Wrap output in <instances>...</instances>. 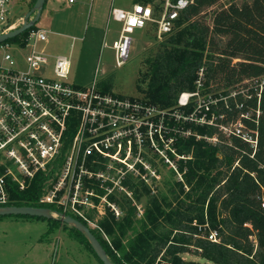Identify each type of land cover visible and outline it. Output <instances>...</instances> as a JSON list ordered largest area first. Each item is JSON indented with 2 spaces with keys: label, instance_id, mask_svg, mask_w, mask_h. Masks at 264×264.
I'll return each mask as SVG.
<instances>
[{
  "label": "trees",
  "instance_id": "trees-1",
  "mask_svg": "<svg viewBox=\"0 0 264 264\" xmlns=\"http://www.w3.org/2000/svg\"><path fill=\"white\" fill-rule=\"evenodd\" d=\"M218 1L194 0L180 16L177 28L165 35L160 51L147 59L149 65L141 77L146 86L138 87L147 94L144 100L185 115L193 108L180 106L178 98L183 91H194L204 67L208 85L226 88V99L209 104L207 119L214 114L215 123L226 124L260 106L259 118L256 114L242 118L249 128L259 130V149L251 157L248 143L236 135H224L218 125L168 117L176 153L181 155L168 188L129 179V188L119 192L122 199L113 193L109 196L119 215L107 206L98 227H91L114 264H155L160 255L167 264H207L184 258L189 242L210 264H264V208L258 198L264 186V90L258 100L256 83L264 74V0L232 2L214 9ZM209 12L211 24L205 19ZM27 33L8 41H20ZM103 90L107 91L106 86ZM190 130L194 133L188 134ZM214 136L218 138L215 143L209 140ZM53 171L38 174L25 190L12 186V204L62 212L54 204L39 201ZM142 203L143 208L139 207ZM49 220L50 228L62 223L60 217ZM207 222L219 229V242L204 237L201 230ZM245 223L257 230L256 253L250 240L252 230ZM71 229L93 250L83 232L74 226Z\"/></svg>",
  "mask_w": 264,
  "mask_h": 264
},
{
  "label": "built area",
  "instance_id": "built-area-1",
  "mask_svg": "<svg viewBox=\"0 0 264 264\" xmlns=\"http://www.w3.org/2000/svg\"><path fill=\"white\" fill-rule=\"evenodd\" d=\"M14 1L0 0V34L19 27L25 20V16L12 20ZM65 1L73 4L79 0ZM193 2L162 0L158 6L151 2H135L129 8L112 6L110 17L121 27L112 43L105 42V45L114 50L116 66H123L130 58L136 31L154 25L159 38L172 33L180 16ZM20 19L23 21L19 25ZM26 31L27 35L20 41L0 42V207L14 205L12 186L25 190L38 174L47 175L54 169L53 176L45 183L40 203L54 204L63 213L74 214L87 221L91 228L95 219L82 212L78 205L86 204L89 209L96 208L101 214L103 211L99 207L106 204V208L110 206L119 215L109 196L116 190L126 191L129 188L125 182L126 175L138 169L123 173L124 170L117 164L129 169L127 154L137 142L142 144L145 140L144 127L152 132L155 126L158 137L163 138L164 135L174 142L168 117H183L190 121V112L183 115L179 110L170 112L144 99L117 96L104 91L97 79L88 86L70 83L71 56L58 54L52 63V56L38 48L39 42L48 40L50 30L36 23ZM205 73V68H200L196 80L200 86ZM256 83L260 100L264 74ZM194 93L198 92H191V95ZM235 94L236 91L231 93ZM216 99L205 104L204 110L197 113L196 120L198 123L218 125L226 136L233 134L240 137L250 145L251 157H254L259 149L260 132L249 128L242 118L252 114L259 118L261 107L241 113L229 123L218 124L214 122V114L210 120L207 119L209 104L226 99V96ZM189 103L186 101L179 105L187 106ZM209 140L215 143L218 138L214 136ZM111 171L116 172L111 175ZM94 175H101L104 179L108 176L105 180L108 184L112 176H119L120 184H113V187L104 184L103 188L100 183L96 184L100 189L93 187L94 183L85 186L84 181L88 182L89 176ZM102 190L107 191L105 202H99ZM258 198L264 208V186H261ZM51 212L59 216V211ZM206 225L210 226L208 222L205 228ZM245 225L252 230L250 240L256 253L259 248L257 230L251 223ZM204 237L219 242L221 233L218 228L210 227Z\"/></svg>",
  "mask_w": 264,
  "mask_h": 264
},
{
  "label": "rangeland",
  "instance_id": "rangeland-1",
  "mask_svg": "<svg viewBox=\"0 0 264 264\" xmlns=\"http://www.w3.org/2000/svg\"><path fill=\"white\" fill-rule=\"evenodd\" d=\"M136 0H79L68 4L65 0H47L38 26L50 30L48 40L41 41L38 48L50 54L51 62L58 54L71 56L72 67L68 81L82 86L90 85L95 79L99 86L107 92L124 98H146L147 95L138 86H146L141 77L147 71V59L160 51L161 43L167 38H159L155 33V26L149 25L144 30H138L133 35V46L130 58L123 66H116L114 50L105 45L111 44L113 39L119 35L120 23L110 17L112 6L132 7ZM162 0H150L154 6L160 5ZM249 0H219L214 9L230 5L232 2L241 5ZM34 0H15L12 8V20L16 21L34 7ZM35 16L33 13L32 17ZM209 24L212 23V12L205 15ZM23 19H20L19 25ZM18 25V26H19ZM235 59L234 61H236ZM97 68L99 73H97ZM204 82V83H203ZM200 86L195 82L194 91H183L179 96V103L189 101L193 110L190 112V121H197V113L204 110L205 104L215 102L216 97L225 96L226 88L217 84H207L204 78ZM191 92H198L191 95ZM193 94V93H192ZM206 110V109H205ZM155 126L151 132L150 128L144 127L145 140L142 144H135L133 150L128 152L129 169L122 164L118 167L126 171L134 172L126 175L129 179L138 182L146 180L159 188L167 189V181L173 180V168L177 167L181 155L176 153L172 139L163 135L158 137ZM172 144V145H171ZM101 170V169H99ZM116 171H111L113 175ZM108 172H106V175ZM105 175V176H106ZM178 174V176H180ZM89 181L84 184L94 183L100 189L108 176L102 178L89 176ZM114 178V179H113ZM119 176H112L109 186L120 184ZM93 180H96L95 182ZM123 181V182H124ZM104 182V183H103ZM100 183V186H97ZM128 183V182H127ZM97 184V185H96ZM103 188V187H102ZM104 190V189H103ZM102 190V198L99 202H105L107 191ZM110 190H108L109 192ZM113 192L119 199L122 193ZM84 195V192H83ZM92 197V195H91ZM95 199V198H94ZM124 200V198H123ZM144 202V201H143ZM104 204V203H103ZM102 204V205H103ZM106 205V204H105ZM99 207L103 212L100 214L96 208L80 203L81 211L94 218L92 227L97 228L99 220L105 216L106 206ZM144 203L139 207L143 208ZM107 209V208H106ZM55 216H58L57 214ZM59 217V216H58ZM50 220L31 215H2L0 216V264H102L83 238L77 236L72 230V225L62 223L50 228ZM210 226L206 225L203 230L208 231ZM200 231V232H201ZM77 236L78 238H76ZM188 251L184 258L189 261H209L201 258L196 251V246L191 242L185 244ZM160 257L155 264H167Z\"/></svg>",
  "mask_w": 264,
  "mask_h": 264
},
{
  "label": "water",
  "instance_id": "water-1",
  "mask_svg": "<svg viewBox=\"0 0 264 264\" xmlns=\"http://www.w3.org/2000/svg\"><path fill=\"white\" fill-rule=\"evenodd\" d=\"M46 2L47 0H36L34 7L25 14V20L23 24L9 32L0 34V42L13 38L35 25L41 17ZM33 13H35V16L32 18ZM19 214L45 217L48 219L55 217V215L51 212V209L46 206L9 205L0 207V216ZM58 214L63 222L74 226L80 232H83L86 235V238L90 242L93 250L95 251L98 258L103 262V264H114L107 254V251L101 241L97 238V236L87 224L70 214L63 212H59Z\"/></svg>",
  "mask_w": 264,
  "mask_h": 264
},
{
  "label": "snow or ice",
  "instance_id": "snow-or-ice-1",
  "mask_svg": "<svg viewBox=\"0 0 264 264\" xmlns=\"http://www.w3.org/2000/svg\"><path fill=\"white\" fill-rule=\"evenodd\" d=\"M133 23H135V21H133Z\"/></svg>",
  "mask_w": 264,
  "mask_h": 264
},
{
  "label": "crops",
  "instance_id": "crops-1",
  "mask_svg": "<svg viewBox=\"0 0 264 264\" xmlns=\"http://www.w3.org/2000/svg\"><path fill=\"white\" fill-rule=\"evenodd\" d=\"M135 3V2H134Z\"/></svg>",
  "mask_w": 264,
  "mask_h": 264
}]
</instances>
